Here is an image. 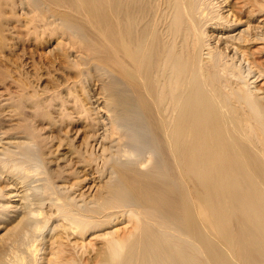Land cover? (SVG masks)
Wrapping results in <instances>:
<instances>
[{
    "label": "bare ground",
    "instance_id": "1",
    "mask_svg": "<svg viewBox=\"0 0 264 264\" xmlns=\"http://www.w3.org/2000/svg\"><path fill=\"white\" fill-rule=\"evenodd\" d=\"M8 7L95 120L70 184L0 132V264H264V1L0 0L3 49Z\"/></svg>",
    "mask_w": 264,
    "mask_h": 264
},
{
    "label": "rangeland",
    "instance_id": "2",
    "mask_svg": "<svg viewBox=\"0 0 264 264\" xmlns=\"http://www.w3.org/2000/svg\"><path fill=\"white\" fill-rule=\"evenodd\" d=\"M9 8L10 7L5 8V9H7L9 11L10 14L8 13V15L12 17V18L10 17L11 21L13 20L12 24H14V25L17 24V25H15L16 27L13 30L16 31L17 30L16 28H18L19 31L17 30L16 32L20 33L19 36L22 35V38H19V36H18V38L16 37V39H15L16 41L15 40H11V41L7 40V43H11V48L9 47L10 46L9 44H7L6 47H4V49H3V46L5 43L3 44V46L0 45V120H1L0 121V132L4 136L5 135L7 136L10 133L11 134H14V133L21 134V132L22 133L26 132L27 135L35 133L37 140H39V141H40V139L45 140V143H46L45 150L50 152L49 157H51L52 161L54 162L53 163L51 161L52 163L50 162L51 165H50V163H49V165L52 166L53 168L57 167L56 169H58V171H60L59 168H61L62 174L64 173L65 177H67L66 179H67L68 183L69 182L72 183V181L75 182V180H73V178L77 179L78 175H80L82 173V171H81V173H79V172L77 173V169L78 170H81V169L77 165V163L74 161L75 160L74 157L72 160L73 162L72 161H71L72 163L70 162L71 164L68 163L67 165H65L64 163L68 159L64 158L65 160H63V157L65 156L64 153L66 154V158L68 156H69L68 158H70L71 157L70 153L72 152V151L70 152V149L72 148L71 150H76V148H77V150L79 149V151H82V152H84L86 150L85 152H87V155H88L89 150L92 149V146H91V144H89L91 142V139L90 138H89L90 140L88 139L87 134L91 135L90 132L93 133V130H91V128H86V127H88V125H89L88 123H92L91 118L92 119L94 118V120H95V116H94L95 114L93 115V117H92V114H91V116H89L91 112L88 114V112L86 111V109L84 107V101H86V100H82V98L84 96V95H82L83 91L81 90L79 85L73 84V82L76 81V75H74V74L76 73L77 69L72 68V71H69V70L64 71V69L61 66V61H59L60 60L59 57L53 55L54 52H53V54L49 53L48 48H45V44L43 45V43H45V41L43 39H42V41L41 40L35 41L34 37H31V36L29 37V35H27V32H26L27 28L25 27L26 28L25 29L24 26H21L22 20H24L23 16H25V18H28V17L33 18L34 15L37 16L36 15L37 13L33 12L34 11V9H32L33 7L30 8V10L28 12H24V14H20L19 17H18V14H19L18 10H20L19 7H16L17 10H16V8L15 9L11 8L9 10ZM11 10H13V11H11ZM15 10H16L17 14H16ZM29 13H32V14H29ZM21 15H23V16H21ZM38 17L39 16H37V18ZM19 19L21 20V22ZM36 19H33L35 21L34 23L37 22L38 25L41 24V22L38 20L40 18H38L37 20ZM18 26L21 28H19ZM41 27H42V25L40 26V28ZM59 32L60 31H57L56 35L54 33L56 39L57 40L62 39V40H60L61 43H62V41L64 43V44L62 43V45H63L62 47H65L66 43H68V46L70 47V45H72V43L69 42V39H67V35L65 33H62V32L59 33ZM23 36H25V37H23ZM45 36L47 37V35H45ZM42 38H44V35ZM21 39L23 42L21 41ZM1 42L2 41H0V44L3 43V42L2 43ZM40 42H42V44ZM12 45H13V47H12ZM68 46H66V47L68 48ZM76 47L78 48V46L75 45L74 49H76ZM9 50H11V51H9ZM77 50H79L78 52H80V50H82V49L78 48ZM46 53H48L49 55ZM50 55H52V56H50ZM51 66H52V68H51ZM59 70H60V72H59ZM73 71H75V72H73ZM65 78H66V80H65ZM65 81H66V83H65ZM20 86H22V88ZM78 86H79L80 90H78L79 89V88H77ZM47 89H49V90H47ZM19 92H21L22 94ZM73 92L75 94H73ZM23 93H25V95H26L25 97H23L24 96ZM27 93H29V94H27ZM79 95L81 97H79ZM76 96H78V97H76ZM22 97H23V99H21ZM49 97H52V98L54 97V98L52 100V98H49ZM31 98H34V100ZM79 98H80V100H77ZM20 100H22V101L20 102ZM73 101H75V102H73ZM79 102L82 104V107L80 106ZM73 104H74V106H73ZM15 106H16V108H15ZM47 107L49 109H47ZM52 107H53V109H52ZM44 108H45V111H44ZM25 110H26V112H25ZM45 112L49 116L51 114L52 118L49 117V119H48L47 118L48 115ZM21 113L23 114L22 116H20ZM44 113L47 115V117H46V115L43 116ZM61 114H63V115L61 116ZM18 116H20V117H18ZM86 117H88V119L91 121H88V119ZM81 119H82V121H81ZM21 120H22V122H21ZM94 120H93V122H94ZM25 121L28 124L24 123ZM86 122H88V123H86ZM22 123H24V124H22ZM84 123H86V124H84ZM50 125H52V126H50ZM47 126H49V127H47ZM40 128H41V131H40ZM51 129H53V130H51ZM61 129H63V130L61 131ZM65 129H67V130H65ZM73 130H75V131H73ZM28 132L30 134H28ZM60 133H62V134H60ZM46 136H48V137H46ZM59 137H60V139L63 137L64 138H63V140H60ZM64 139H66V141H64ZM82 139L84 141H82ZM87 139L89 140L88 141L89 143H86ZM44 140H42V141H44ZM53 141H55V142H53ZM59 142H61L62 144H60L59 150L58 149L55 150L56 144H58ZM65 142L70 143L69 145H71V146H69V145L67 146ZM86 144H89V146H87ZM72 145L74 146V148ZM52 148H53V150L51 152L50 150ZM58 157H62V158H60L61 160L58 159ZM51 158H50V160H51ZM57 161H58V163H57ZM63 164H64V166H62ZM59 165H61V167H59ZM73 165L76 167H74ZM74 174H77V176ZM89 175L90 174H88V176Z\"/></svg>",
    "mask_w": 264,
    "mask_h": 264
}]
</instances>
